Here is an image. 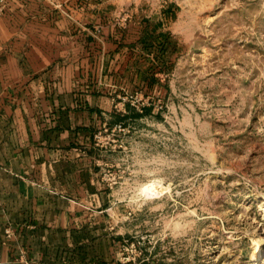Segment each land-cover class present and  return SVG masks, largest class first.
I'll return each mask as SVG.
<instances>
[{
	"label": "rangeland",
	"instance_id": "obj_1",
	"mask_svg": "<svg viewBox=\"0 0 264 264\" xmlns=\"http://www.w3.org/2000/svg\"><path fill=\"white\" fill-rule=\"evenodd\" d=\"M114 1L95 142L124 261L264 264V0Z\"/></svg>",
	"mask_w": 264,
	"mask_h": 264
},
{
	"label": "crops",
	"instance_id": "obj_2",
	"mask_svg": "<svg viewBox=\"0 0 264 264\" xmlns=\"http://www.w3.org/2000/svg\"><path fill=\"white\" fill-rule=\"evenodd\" d=\"M114 4L0 0V264H128L95 143L127 82Z\"/></svg>",
	"mask_w": 264,
	"mask_h": 264
},
{
	"label": "built area",
	"instance_id": "obj_3",
	"mask_svg": "<svg viewBox=\"0 0 264 264\" xmlns=\"http://www.w3.org/2000/svg\"><path fill=\"white\" fill-rule=\"evenodd\" d=\"M2 11H3V9L2 8H0V14L2 13ZM131 97H133V96H131ZM117 127H119L120 129L122 128V124H120V125H117ZM97 138H98V135L96 134L95 135V141L97 140ZM96 143V142H95ZM99 143H96V145H98ZM6 234H7V236H11V234H12V229L10 228V227H8L7 228V230H6ZM124 259H126L125 257H124ZM129 259H127V261H128Z\"/></svg>",
	"mask_w": 264,
	"mask_h": 264
}]
</instances>
